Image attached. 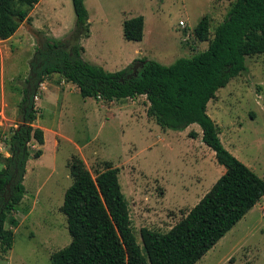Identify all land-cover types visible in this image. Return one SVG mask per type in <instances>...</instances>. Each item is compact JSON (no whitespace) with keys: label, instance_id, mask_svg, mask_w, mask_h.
<instances>
[{"label":"rangeland","instance_id":"1","mask_svg":"<svg viewBox=\"0 0 264 264\" xmlns=\"http://www.w3.org/2000/svg\"><path fill=\"white\" fill-rule=\"evenodd\" d=\"M234 0H84L88 36L81 37L82 58L115 73L146 58L169 66L205 50L194 30L207 15L209 38ZM141 16L139 42L123 37L125 20ZM8 40L0 41V155L3 143L19 123L18 104L29 62L42 37L64 40L74 30L71 0H40ZM182 22L184 26H180ZM246 72L230 80L207 104L224 148L264 180V54L245 59ZM33 127L44 134L38 159L30 158L23 179L25 196L13 213L17 225L13 246L0 264H49L51 255L71 237L60 208L72 184L68 163L83 160L92 175L105 162L118 169V182L128 204L131 227L141 247L140 229L167 232L224 174L214 153L192 124L165 130L147 115L144 96L110 103L82 98L57 76L40 86ZM190 131L198 138H190ZM32 152V153H33ZM32 157V156H31ZM2 168L0 164V169ZM196 264H264V197Z\"/></svg>","mask_w":264,"mask_h":264},{"label":"trees","instance_id":"2","mask_svg":"<svg viewBox=\"0 0 264 264\" xmlns=\"http://www.w3.org/2000/svg\"><path fill=\"white\" fill-rule=\"evenodd\" d=\"M39 2L0 0V41L10 39ZM71 2L74 30L64 40L42 37L37 43L22 84L19 123L3 141L8 156L0 155V253L6 255L13 246L14 233L6 224L17 225L12 214L25 196L27 161L42 155L41 149L33 152L34 144H44L42 129L33 127L37 119L34 99L45 80L57 75L75 86L82 98L110 103L144 96L147 115L162 129L181 130L197 124L202 143L225 172L167 232L141 228L140 247L118 169L105 162L104 169L92 175L82 159L73 157L68 163L72 184L60 208L71 241L51 255L49 264H196L264 197V180L224 148L207 114V104L216 92L246 72L245 59L264 54V0H234L211 39L210 18L203 16L194 34L208 46L191 58H180L169 66L142 58L115 73L82 58L79 39L88 36V13L84 0ZM143 27L141 16L125 20L124 39L141 41ZM188 136L198 138V133L190 131Z\"/></svg>","mask_w":264,"mask_h":264},{"label":"water","instance_id":"3","mask_svg":"<svg viewBox=\"0 0 264 264\" xmlns=\"http://www.w3.org/2000/svg\"><path fill=\"white\" fill-rule=\"evenodd\" d=\"M136 71H137V65H135L134 67H133V73L135 74L136 73ZM31 158V157H30Z\"/></svg>","mask_w":264,"mask_h":264},{"label":"built area","instance_id":"4","mask_svg":"<svg viewBox=\"0 0 264 264\" xmlns=\"http://www.w3.org/2000/svg\"><path fill=\"white\" fill-rule=\"evenodd\" d=\"M179 25H180V26H184L182 22H179Z\"/></svg>","mask_w":264,"mask_h":264}]
</instances>
